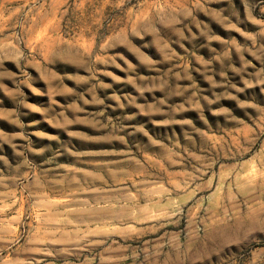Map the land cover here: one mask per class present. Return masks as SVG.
<instances>
[{
	"label": "rangeland",
	"instance_id": "1",
	"mask_svg": "<svg viewBox=\"0 0 264 264\" xmlns=\"http://www.w3.org/2000/svg\"><path fill=\"white\" fill-rule=\"evenodd\" d=\"M0 264H264V0H0Z\"/></svg>",
	"mask_w": 264,
	"mask_h": 264
}]
</instances>
